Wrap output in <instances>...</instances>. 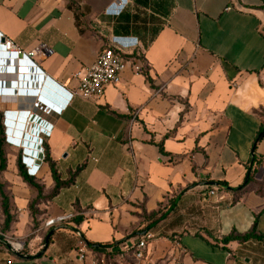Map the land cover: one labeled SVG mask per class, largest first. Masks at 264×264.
Here are the masks:
<instances>
[{
	"label": "crops",
	"instance_id": "obj_1",
	"mask_svg": "<svg viewBox=\"0 0 264 264\" xmlns=\"http://www.w3.org/2000/svg\"><path fill=\"white\" fill-rule=\"evenodd\" d=\"M116 1L0 0V39L21 52L0 50V184L14 215L1 234L0 207V264H88L75 260L78 241L118 251L143 233L152 238L141 264H264L262 2L128 0L113 14ZM132 40L121 52L141 74L127 67L98 100L77 95L76 73ZM40 46L50 55L20 72L22 53ZM44 144L70 183L48 198L42 164L33 219L37 193L16 163L35 168Z\"/></svg>",
	"mask_w": 264,
	"mask_h": 264
},
{
	"label": "built area",
	"instance_id": "obj_2",
	"mask_svg": "<svg viewBox=\"0 0 264 264\" xmlns=\"http://www.w3.org/2000/svg\"><path fill=\"white\" fill-rule=\"evenodd\" d=\"M128 0H117L112 8L113 14H119L127 5ZM114 48H106L102 50L96 57L93 64L76 73L75 79L77 80V90L76 93L81 98L85 100H98L103 95L104 88L107 85H116L120 80L121 73L127 68H131L133 74H141L142 67L141 64L133 57H126L122 54L121 50L123 47H135V42L133 40L130 43L122 44L114 42ZM0 50L3 53H10L11 57H17L21 52L11 42L4 41L0 45ZM50 55V50L44 46H40L30 52L22 53V58L24 61L20 63L19 71H26L23 65L29 63V59L34 57H39L41 60L47 58ZM22 65V66H21ZM4 92V90H3ZM6 92V91H5ZM71 94L67 95V101L70 100ZM51 108L58 111V107L46 102ZM60 109V108H59ZM46 111V110H44ZM44 132V130H41ZM11 138L8 137V132L5 134V142L15 145L10 142ZM43 151L40 150L39 161L35 168H33L32 161L25 160L22 157L21 163L24 166L26 175L29 177H35L38 173L42 163H43ZM34 164V163H33ZM214 191H210L209 195H213ZM73 216L71 214L62 215L57 218L48 219L44 222V228L52 229L60 225H64L72 220ZM152 236L149 233H143L141 237L132 244L125 245L124 247L118 249L121 254L116 258V264H141L144 257V251L146 248V242L150 240ZM8 245L12 248L15 253L22 251L23 244L20 242H8ZM103 252V255L96 256V253ZM113 252V248H92L87 245L83 240L78 241L77 246L74 248V257L77 262L88 264H108L105 258L106 252ZM115 252V251H114ZM124 260H127L124 262Z\"/></svg>",
	"mask_w": 264,
	"mask_h": 264
},
{
	"label": "trees",
	"instance_id": "obj_3",
	"mask_svg": "<svg viewBox=\"0 0 264 264\" xmlns=\"http://www.w3.org/2000/svg\"><path fill=\"white\" fill-rule=\"evenodd\" d=\"M260 1L262 2V6L264 7V0H260ZM263 135H264V130H262L258 133L256 140H255V143H257ZM2 146H3V142H2V139L0 138V172L4 171L5 166H6V158H5V154H4ZM43 155H44V158H43L42 164H46L48 166L49 171H50V175L52 178V182L54 184V187H53L52 191L50 192L48 198H53L60 191V189L69 185L70 182L69 181L62 182L60 180V177L56 173V170L54 168V164L52 163L51 158L49 156L48 148L45 144L43 145ZM16 168H17L18 176L20 177L22 182L37 193L36 199L33 200L29 204V207H28L31 216L34 219V217L36 215V211L33 209V207H34V205L39 203V201L42 200L41 188L35 182V179H36L35 177H29L26 175L25 170L23 169V166L19 163V161L16 163ZM247 181H250L249 176L247 178ZM0 207H1L2 215L4 217V222H3V225L1 228V234H4L8 231L9 227L14 222V215L11 214L12 210L9 208L8 199L6 198V196L3 193V186L1 184H0ZM46 220H48V218H45L44 222ZM89 246L92 248H105V246H99V245H89ZM119 254H121V252H119V251H115V252L114 251L113 252L108 251V252H106L105 258L107 260V263L108 264H116V258ZM126 261L127 260H124V262H126Z\"/></svg>",
	"mask_w": 264,
	"mask_h": 264
},
{
	"label": "water",
	"instance_id": "obj_4",
	"mask_svg": "<svg viewBox=\"0 0 264 264\" xmlns=\"http://www.w3.org/2000/svg\"><path fill=\"white\" fill-rule=\"evenodd\" d=\"M0 42L3 43L4 40L1 38V39H0ZM9 59H11V57H10ZM11 63L13 64V59H11ZM25 72H27V69H26ZM25 83H26V86H28V85L31 86V85H32V84H31L32 82H29V84H28V82H25ZM41 83H44V82H40V84H41ZM43 92H44V89H43ZM40 98L43 99V95H42V94H40ZM22 111H23V110H22ZM28 111H29V110H25L24 112H28ZM12 115H13V114H12ZM12 115H11L10 117H12ZM15 115H17V114H15ZM24 115H25L24 113H20V114H19V116H20L19 119L21 120V118L24 117ZM6 117H7V115H6ZM31 119H32V118H31ZM5 123H6V125H8L7 119H6Z\"/></svg>",
	"mask_w": 264,
	"mask_h": 264
},
{
	"label": "bare ground",
	"instance_id": "obj_5",
	"mask_svg": "<svg viewBox=\"0 0 264 264\" xmlns=\"http://www.w3.org/2000/svg\"><path fill=\"white\" fill-rule=\"evenodd\" d=\"M10 142H11V143H13V144H16V142H15L14 140H12V139H11V141H10Z\"/></svg>",
	"mask_w": 264,
	"mask_h": 264
}]
</instances>
